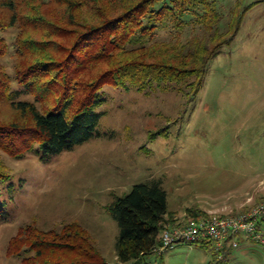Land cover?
Returning <instances> with one entry per match:
<instances>
[{
    "label": "trees",
    "instance_id": "obj_1",
    "mask_svg": "<svg viewBox=\"0 0 264 264\" xmlns=\"http://www.w3.org/2000/svg\"><path fill=\"white\" fill-rule=\"evenodd\" d=\"M256 4L237 1L227 17L217 0H0V151L14 159L36 153L45 163L90 141L106 86L194 100L211 61L233 44ZM162 33L169 37L159 39ZM12 178L0 159V196L13 193ZM107 209L119 226V264L158 253L163 232L180 223L160 183L137 184ZM7 213L0 201V220ZM189 216L178 226L207 215L189 210ZM260 227L264 234V220ZM85 232L78 223L49 231L30 225L10 241L9 254L30 249L34 255L23 264H107ZM187 245L217 261L236 250L213 241Z\"/></svg>",
    "mask_w": 264,
    "mask_h": 264
},
{
    "label": "rangeland",
    "instance_id": "obj_2",
    "mask_svg": "<svg viewBox=\"0 0 264 264\" xmlns=\"http://www.w3.org/2000/svg\"><path fill=\"white\" fill-rule=\"evenodd\" d=\"M237 1L260 3L246 13L233 44L211 61L194 100L106 86L103 117L90 141L45 163L36 153L14 159L0 151L14 186L0 196L8 205L0 220V264H23L34 255L30 249L9 254L22 229L59 230L67 223L85 229L107 264H119V226L107 207L137 184L160 183L180 223L189 210L229 215L264 199V0H217L227 17ZM139 264H264V246L243 242L228 260L217 261L182 244Z\"/></svg>",
    "mask_w": 264,
    "mask_h": 264
},
{
    "label": "built area",
    "instance_id": "obj_3",
    "mask_svg": "<svg viewBox=\"0 0 264 264\" xmlns=\"http://www.w3.org/2000/svg\"><path fill=\"white\" fill-rule=\"evenodd\" d=\"M263 220L264 200L239 215L206 216L182 226L169 227L162 234V248L172 250L181 244L213 241L218 249L227 244L238 249L243 240L264 246V234L260 229Z\"/></svg>",
    "mask_w": 264,
    "mask_h": 264
}]
</instances>
